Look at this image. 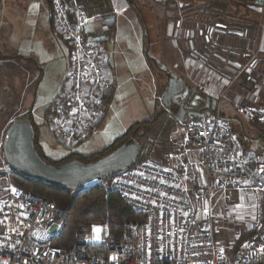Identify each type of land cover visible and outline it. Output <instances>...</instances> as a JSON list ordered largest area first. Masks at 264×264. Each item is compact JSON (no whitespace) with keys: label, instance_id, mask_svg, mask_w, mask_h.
<instances>
[{"label":"built area","instance_id":"obj_1","mask_svg":"<svg viewBox=\"0 0 264 264\" xmlns=\"http://www.w3.org/2000/svg\"><path fill=\"white\" fill-rule=\"evenodd\" d=\"M102 16L78 0L51 3L53 28L68 48V67L66 80L48 103L44 117L66 146L88 139L107 108L112 88L105 71L107 55L103 45L86 34L87 25ZM242 38L248 61L236 72L237 79L241 72L254 70L257 55L249 54L251 38ZM259 79L257 72L251 81ZM213 100L199 117L181 122L174 119L169 135L173 150L163 151L156 160L136 161L111 176L108 189L138 214L123 224L118 237L106 220L96 224L101 228L99 240L94 238V224L78 228L69 245H56L60 229L49 230L56 223L53 202L17 183L15 170L5 163L0 172V221L5 216L7 220L0 223V242L4 244L0 262L264 264V158L243 147L221 114L220 97ZM236 108L240 119L264 122L263 105L244 103ZM242 192H252L257 198L251 238L227 251L215 238L216 202L219 197Z\"/></svg>","mask_w":264,"mask_h":264},{"label":"rangeland","instance_id":"obj_2","mask_svg":"<svg viewBox=\"0 0 264 264\" xmlns=\"http://www.w3.org/2000/svg\"><path fill=\"white\" fill-rule=\"evenodd\" d=\"M130 1L134 7L114 16V27L112 28L110 38L104 41V47L112 67L111 71L117 80L115 95L113 98L108 99L107 111L104 118H102L96 127V132L76 146H66L61 143L52 132L44 117L47 101L58 87L57 76L58 74L59 76L62 75L65 70V62L60 57V52L63 54L66 52V44L62 38L56 32L53 34L48 26L42 32L41 24H39L40 19L37 14L31 13L32 9L29 7L27 21L23 23V26L22 24L17 26L15 41L20 42L19 51L25 49L26 53L30 54L33 49V52L38 56L35 61L29 59L32 62H29L27 66L30 74H32L33 69L37 70L35 72L37 78L33 81V77L29 80L26 72L18 69L20 67V60L19 58H15V46L10 45L7 51L6 46H4L3 50V46L1 48L0 45V52L5 53L7 55L5 59L10 62V64L6 62L2 64L4 66H0V172L6 163L1 148L3 134L11 123L10 120L15 117L32 119L35 130L34 140L39 150L38 153L42 158L50 162L62 160L69 155H74L78 160L84 161L83 157L113 144L117 138L122 137L126 133L132 124L137 123V125L142 124L147 132L144 135V132L141 130L135 136L141 143V148L146 151L144 153L145 156H142L140 160L137 158L139 162L156 160L163 151L173 150L169 141L170 132L175 125H172L170 119V116H173V114L171 115L167 111H162L160 102V97L165 91V85L162 82H165L164 78L168 69H170V64L167 63L164 74L157 69L156 63L150 56V53L154 52L156 48L153 45L149 47L148 44L150 41L156 39V29L153 28L151 23L155 24L156 22L164 21L161 20L160 14L157 12V7L160 5L161 7L163 6L164 12L166 11V7H173V17L176 20L180 17L182 19L186 8H191L192 12H195L190 15L189 21L194 26L202 25L204 18L207 21V25L222 22L233 26L234 24L229 22L228 18L233 19L236 17L235 20H238V23H235L234 28L232 27L230 30H236L240 34V37H237L241 40H243V35L251 38V51L249 54H257L254 70L260 73V79L255 82L254 88L251 89V86L247 87L244 84V78L241 80H239L240 78H235V74L240 67L235 71H230L229 74L228 71H226L227 73L220 71L218 62L213 59H210L203 65V61L207 59L202 55H198L199 61L196 60L194 64L197 63L201 66L204 82H209L207 85H214V87L219 89L218 94H216L217 91L212 94L214 87H207L210 91L209 95L206 94L205 97H220L221 114L231 126L235 125L238 121L237 119L242 120L238 116L235 105L251 103L264 106V60H262L258 52V30L240 27L241 25L246 26L245 17L242 18L243 16L257 18L255 11H252V8L249 6L251 0H245L247 1V8L243 4L244 0ZM217 6L223 11H214V7ZM169 15L171 14L169 13ZM140 23L146 24L149 27L150 35L147 39L143 36ZM248 24L250 25V23ZM193 31H196V33L198 31L205 32L206 29L195 27ZM16 45L18 44L16 43ZM226 47L217 46L218 49H226ZM243 58H245V62L243 63L245 65L248 57L244 56ZM243 58L240 57L239 59L241 63L243 62ZM210 65H212V68H210ZM211 69L214 70L213 75L210 71ZM218 74L223 75V77L220 78ZM26 82H28V89H25ZM161 84L162 87H160ZM155 94L160 96L159 99L155 98ZM151 121L152 123H148ZM146 125L149 126L145 127ZM97 183H101V181L94 184ZM86 185L81 190H73L72 194H79L84 189L92 186ZM250 193L252 192H242L239 193L240 195L230 193L228 198L219 197L216 202L215 238L217 244L227 251H233L243 240L251 238L249 223L257 205V198L253 193V195ZM247 194L251 195L249 196V208L244 206L242 198L243 196L247 197ZM262 199L264 224V194ZM238 202L241 205L236 207L235 205ZM95 226L98 225L95 224ZM59 229L60 225L57 223H53L49 227L52 233L59 231ZM95 235L96 233L94 232V237Z\"/></svg>","mask_w":264,"mask_h":264},{"label":"crops","instance_id":"obj_3","mask_svg":"<svg viewBox=\"0 0 264 264\" xmlns=\"http://www.w3.org/2000/svg\"><path fill=\"white\" fill-rule=\"evenodd\" d=\"M109 2L110 11L104 14L100 20L92 21L86 27L87 36L94 41L100 42L103 47L104 41L109 40L112 28L114 27V16L120 12H124L125 10L134 7L130 0H109ZM246 4L245 8H247ZM29 7H31L32 9L31 13H35V15L37 14L38 18L40 19L39 24H41L42 32H44L46 26H48L50 31L55 34L51 22V7L49 2L47 3V0H0V45L1 48L3 46V50L4 46H6L7 51L9 50L10 45L15 46V58H19L20 60V67L18 69H20L22 72H26V75L29 80L31 79V77H33V81L37 78V75L35 73L37 72V70L33 69L32 74H30L27 67L29 61L26 60L33 59L35 61L37 60L38 56L33 52V49L30 54H27L25 49L23 51H19L20 42L15 41V36L17 35V26L19 24H22L23 26V23L27 21L29 15ZM162 8L163 6H158L157 12L160 14L161 20L164 21L156 22L155 24L151 23L153 28L156 29V39L150 41L148 44L149 47L153 45L156 49H154V52L150 53V56L152 60H154V62L156 63V66L158 67L156 68L159 69L163 74L165 73L164 71H166L167 63L170 64V69H168L167 73H169V75L175 76L177 80L181 81V83L187 90L193 92L192 94H194V96H197V98L202 97L205 99V95H209L210 91L207 87H214V85H207L209 82H204L203 73L201 72V66H199L197 63L194 64V62L196 60L199 61L198 55H202L204 56V58L207 59L206 61H203V59H201V61H203L204 63L203 65H205L210 59H213L218 62L220 66V71H228L229 74L230 71H235L238 67H242L243 63H241L239 59L240 57L243 58L244 56H246L247 52L244 49L243 40L237 37L240 34L236 30H230L232 27L234 28V25L235 23H238V20H235L236 17H234L233 19L228 18L229 22H232L234 24L233 26L222 22L207 25V21L204 18L202 25L194 26L189 21L190 15L195 12H192L191 8H186L184 10L185 15H183L182 19L180 17L177 20L173 17V7H166L165 12ZM250 8H252V11H255V15H257V18L254 19L253 16L251 18H249L248 16H243L242 18L245 17L244 20L246 26L241 25L240 27L258 30V39L260 41L257 40V47H259L258 50L260 53V57L262 58V60H264V0H255V2L250 5ZM218 9V6L214 7V11L216 12L223 11L222 9H219L218 11ZM199 12H201V10H199ZM169 13L171 15H169ZM203 15L205 16V14ZM189 22L191 25L189 24ZM248 23H250V25ZM254 24L256 25L254 26ZM140 27L143 31L144 38L147 39V37H149L150 35L148 25L140 23ZM195 27L205 28L206 31H198V33H196V31H193ZM38 42L40 43V41ZM16 43L18 45H16ZM217 46L227 47L226 49H218ZM65 51V54L60 52V57H62V60L65 62V70L62 75L59 76L58 74V87L48 99L47 105L52 99L55 92L64 84L66 80L68 66L67 45L65 46ZM0 54L5 57L7 56L5 53L2 52H0ZM106 55L107 64L105 66V71L107 76L112 81V88L110 90L111 93H109L107 96L108 99H110L113 98V96L115 95L117 80L116 77H114V73H112L111 71L112 67L110 65V60L107 52ZM6 62L10 64L9 61L1 59L0 66H4L2 64ZM210 68H212V65H210ZM210 71L213 75L214 70L211 69ZM167 73L164 78L165 82H162V84L165 86L167 78L169 77ZM218 76L220 78L223 77V75L220 74H218ZM218 82H220V80H218ZM162 84L160 85V87H162ZM25 89H28V82H26ZM218 90L219 89H217V87H214V89L212 90V94L216 91V94H218ZM156 95L157 98L160 97L158 94ZM211 99L216 98L213 97ZM108 104L109 103H107V107ZM169 113L172 115L171 112ZM15 118L11 119L10 122H12ZM237 120L238 121L235 123L234 126H231L230 123L229 125L240 138L243 147H245L249 151L260 153L262 158H264V122H250L245 120L240 121L239 119ZM95 132L96 130L90 136H92ZM235 194L240 195L239 193ZM250 194L253 195L252 193ZM250 194H247V197H242L243 204L244 206H246V208H249V196H251ZM238 205L241 204H239L238 202L235 206L238 207Z\"/></svg>","mask_w":264,"mask_h":264},{"label":"water","instance_id":"obj_4","mask_svg":"<svg viewBox=\"0 0 264 264\" xmlns=\"http://www.w3.org/2000/svg\"><path fill=\"white\" fill-rule=\"evenodd\" d=\"M189 93L181 81L169 75L165 91L160 98L163 110L171 112L180 122L201 116L202 112L195 109V102H191L190 108L181 106ZM196 98L197 96H194L193 100ZM205 100V108L208 109L214 100L209 97ZM175 107L178 109L174 114ZM32 126V119L27 117L15 118L7 126L1 144L3 156L16 173L32 182L50 187L81 190L88 182L103 181L116 172L132 166L141 151L140 143L134 138H129L97 160L85 163L73 159L60 165H51L46 163L34 148Z\"/></svg>","mask_w":264,"mask_h":264},{"label":"trees","instance_id":"obj_5","mask_svg":"<svg viewBox=\"0 0 264 264\" xmlns=\"http://www.w3.org/2000/svg\"><path fill=\"white\" fill-rule=\"evenodd\" d=\"M78 1L84 6L89 7L93 12H97V13L99 12L102 15L110 11L109 0H78ZM48 2L51 7L52 0H47V3ZM254 2L255 0H251L249 6L252 5ZM246 3L247 1L244 0L243 4L245 5ZM5 58H6L5 56L0 54V60L1 59L6 60ZM26 61H29L30 63L32 62V60H26ZM244 62H245V58H243L242 63ZM256 73L257 72L255 70H252L250 73L244 71L240 73L238 78H240L239 80L244 78L245 81L244 84L247 87L251 86V89H253L255 83L254 81L253 82L251 81V78L255 77ZM206 98L208 97H205V99ZM106 101L108 103V97ZM162 111H164L163 108ZM203 111H206L205 104H203V106L200 109V112ZM173 112H175L174 109ZM170 119L172 121V125H174L176 121L173 120L172 116H170ZM250 122H257V121L252 120ZM148 123H152V121ZM137 124H132V126L126 131V133H124L122 137L117 138L113 144L107 146L106 148L98 152L83 157L84 161H82L81 159L79 160L85 163L93 160H97L103 157L104 155L108 154L109 152L113 151L116 147L121 145L129 138H134L135 140L138 141V139H136L135 136L139 133V131L142 130L144 132V135H146L147 132L144 126H142V124L141 125H137ZM147 126L149 125H146L145 127ZM33 131H34L33 145L37 154L39 155L38 153L39 150L37 149L34 140L35 139L34 128ZM133 134L135 135L132 136ZM40 152L42 154L41 150ZM144 153H146V151L142 148L139 153L138 160H140L142 156H145ZM67 158H64L56 162H50L45 158H43V160L48 164L57 165L62 162H65ZM15 175H16L17 183H19L21 186L31 189L36 193L45 195L53 202L54 209L56 210V217L54 221L60 225V236L54 242L56 245L67 246L72 242L74 233L78 228L88 229L92 225L101 223L106 220L109 223L110 231L114 234L115 237H118L121 234L123 224L128 220L136 219L138 217V214L133 212L121 199H119L114 191L108 189V185L111 177L104 179L103 181H101V183L94 184L98 181L92 182L86 185V186H90V185L92 186L84 189L79 194L73 195L72 194L73 190L59 189L55 187L42 185L30 181L18 173H15Z\"/></svg>","mask_w":264,"mask_h":264},{"label":"flooded vegetation","instance_id":"obj_6","mask_svg":"<svg viewBox=\"0 0 264 264\" xmlns=\"http://www.w3.org/2000/svg\"><path fill=\"white\" fill-rule=\"evenodd\" d=\"M193 97H194V94H192V92L190 91V93L187 94L186 99H184L182 101V105L181 106H187L188 108H190L191 107V102H195L196 103L195 109L200 110L201 107L203 106V104H206V100L204 98L200 97V98H196L195 100H193ZM177 109H178V107L174 108L175 112L177 111ZM175 112H174V114H175ZM140 145H141V143H140ZM73 159H77L78 160V158H76L74 155H72L71 157L69 156L65 160V162H68V161L73 160ZM65 162H62V163H65ZM62 163H60V164H62ZM60 164H57V165H60Z\"/></svg>","mask_w":264,"mask_h":264},{"label":"snow or ice","instance_id":"obj_7","mask_svg":"<svg viewBox=\"0 0 264 264\" xmlns=\"http://www.w3.org/2000/svg\"><path fill=\"white\" fill-rule=\"evenodd\" d=\"M225 83H227V81H225ZM262 172H264V168L261 169ZM13 192L16 191L15 188L12 189ZM21 207H23V205H21ZM21 215H24V213H21ZM254 219V217H253ZM7 220V216H5V219L4 221H0V223H4L5 221ZM13 231H15V229H13ZM93 231L96 233L95 235V239L96 240H99L101 237H100V232H101V228L99 226H93ZM17 243H19V241H17ZM4 244L2 242H0V247H3ZM9 247H14V245H8ZM221 251H223V249H221ZM262 251H264V249H262ZM112 259H115V257L113 256ZM0 264H8V261L5 260V261H2L0 262Z\"/></svg>","mask_w":264,"mask_h":264},{"label":"bare ground","instance_id":"obj_8","mask_svg":"<svg viewBox=\"0 0 264 264\" xmlns=\"http://www.w3.org/2000/svg\"><path fill=\"white\" fill-rule=\"evenodd\" d=\"M94 181H97V180H94ZM91 182H92V181H91ZM88 183H90V182H88ZM88 183H87V184H88Z\"/></svg>","mask_w":264,"mask_h":264}]
</instances>
